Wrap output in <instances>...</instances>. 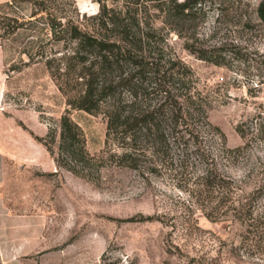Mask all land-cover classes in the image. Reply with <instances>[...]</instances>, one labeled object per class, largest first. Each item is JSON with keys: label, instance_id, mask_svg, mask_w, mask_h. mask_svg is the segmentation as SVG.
I'll return each mask as SVG.
<instances>
[{"label": "rangeland", "instance_id": "1", "mask_svg": "<svg viewBox=\"0 0 264 264\" xmlns=\"http://www.w3.org/2000/svg\"><path fill=\"white\" fill-rule=\"evenodd\" d=\"M132 2L46 0L41 11L38 0H0L5 213L41 222L36 264H264V0H204L184 22ZM102 4L137 7L132 30L161 82L118 86L86 113L67 103L84 87L80 75H99L98 60L68 59L73 42L60 24L96 31ZM123 69H111L114 84L138 75ZM163 75L176 78L165 83L169 99L158 92ZM116 110L152 112L160 138L108 132ZM64 114L88 154L78 174L38 142L55 129L56 156Z\"/></svg>", "mask_w": 264, "mask_h": 264}, {"label": "trees", "instance_id": "2", "mask_svg": "<svg viewBox=\"0 0 264 264\" xmlns=\"http://www.w3.org/2000/svg\"><path fill=\"white\" fill-rule=\"evenodd\" d=\"M204 0H184L176 3L175 0H133L135 6L139 4H153L164 13L165 21L179 22L192 19L194 12L198 10L197 5H200ZM46 0H38V8L43 11L45 9ZM131 11V12H130ZM138 9L126 7V11L122 14L121 11H116L114 8H107L104 4L100 5L99 12L94 17L97 20L96 31H86L75 25L70 18L63 17L64 22L60 24L61 33L64 38H69L73 42L72 52L67 57L68 59L78 58L80 64H85L90 58L94 59L99 64V75L90 73L88 75H80L87 77L83 83V89L79 95L74 98V101L68 100V105L77 110H82L86 113L95 112L100 103L114 94L118 86H125L134 89L135 91L143 89L142 84L146 83L145 90L152 83L161 82V78L157 77L160 72L156 64L146 59L143 54V41L138 35L136 36L132 30V26L139 28L137 20ZM1 28V27H0ZM147 41V39H146ZM130 47V49L127 48ZM201 60H210L205 55H200ZM125 65L131 68L132 72L136 70L138 75H120L114 84L112 75H110L113 67L120 68V71L125 72ZM90 65L89 67H92ZM153 73L151 75H147ZM79 76V77H80ZM176 76V75H175ZM163 82L159 84L158 92L163 93L165 99L171 97L170 90L165 87V83H169L176 79L174 75H163ZM151 79L153 81H151ZM166 79V80H165ZM139 83V85H135ZM164 84V85H163ZM134 93V92H133ZM136 96V93H134ZM175 102V101H173ZM176 103V102H175ZM170 104V103H169ZM176 106V105H175ZM176 111L178 114L181 108H173L170 104V111ZM145 112V111H144ZM139 113L136 110L115 111L110 115L108 120V132H120L122 137L135 136L140 132H144L146 136L160 138L158 133V125L150 113ZM123 114V115H122ZM175 123V122H174ZM176 124V123H175ZM56 130L49 129L45 139H39L47 150L49 155L58 167H62L67 171L78 174L77 166H85L88 162V154L84 149V139L77 125H75L68 115L64 114L58 122V141L57 153L54 155L52 146L56 143Z\"/></svg>", "mask_w": 264, "mask_h": 264}, {"label": "crops", "instance_id": "3", "mask_svg": "<svg viewBox=\"0 0 264 264\" xmlns=\"http://www.w3.org/2000/svg\"><path fill=\"white\" fill-rule=\"evenodd\" d=\"M13 218L5 213L0 195V255H2L5 264H36L33 255L37 254L36 239H38L41 222L23 219V222L17 223ZM17 224L19 225L16 227ZM15 247H18L19 251H14ZM19 256H30L28 263L22 262Z\"/></svg>", "mask_w": 264, "mask_h": 264}]
</instances>
